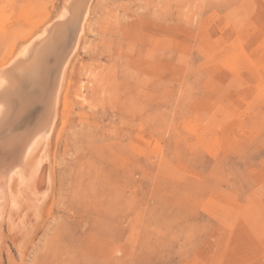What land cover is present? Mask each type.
<instances>
[{"label": "rangeland", "instance_id": "374dc122", "mask_svg": "<svg viewBox=\"0 0 264 264\" xmlns=\"http://www.w3.org/2000/svg\"><path fill=\"white\" fill-rule=\"evenodd\" d=\"M63 4L0 0V63ZM81 42L14 263L264 264V0H92Z\"/></svg>", "mask_w": 264, "mask_h": 264}, {"label": "bare ground", "instance_id": "6f19581e", "mask_svg": "<svg viewBox=\"0 0 264 264\" xmlns=\"http://www.w3.org/2000/svg\"><path fill=\"white\" fill-rule=\"evenodd\" d=\"M91 4L92 0H64L55 20L43 27L46 20L41 21L39 31L29 32V39L0 63V264L4 252L16 264L7 240L24 256L49 214L48 174L43 168L53 154L61 103L63 110L69 105V71ZM21 82L27 85L23 93ZM38 96L42 106L31 118L30 103Z\"/></svg>", "mask_w": 264, "mask_h": 264}, {"label": "water", "instance_id": "95a60500", "mask_svg": "<svg viewBox=\"0 0 264 264\" xmlns=\"http://www.w3.org/2000/svg\"><path fill=\"white\" fill-rule=\"evenodd\" d=\"M35 108H39V106H34V107H32V109H31V113H30V115H29V116H31V115H32V111H33V109H35Z\"/></svg>", "mask_w": 264, "mask_h": 264}]
</instances>
